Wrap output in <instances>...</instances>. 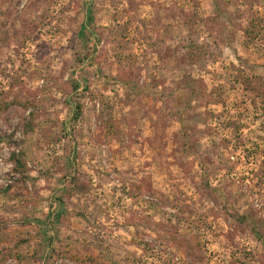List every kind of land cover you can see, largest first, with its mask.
I'll list each match as a JSON object with an SVG mask.
<instances>
[{"label":"rangeland","instance_id":"374dc122","mask_svg":"<svg viewBox=\"0 0 264 264\" xmlns=\"http://www.w3.org/2000/svg\"><path fill=\"white\" fill-rule=\"evenodd\" d=\"M0 264H264V0H0Z\"/></svg>","mask_w":264,"mask_h":264},{"label":"trees","instance_id":"16d2710c","mask_svg":"<svg viewBox=\"0 0 264 264\" xmlns=\"http://www.w3.org/2000/svg\"><path fill=\"white\" fill-rule=\"evenodd\" d=\"M81 31H84V28L82 27L81 28ZM30 121H26L24 124H23V127H22V132L23 134H27L31 131L32 129V126L30 125ZM9 161L12 163L13 165V168H12V171L16 174V173H21L22 172V169L25 168V164L23 162V154L22 153H16V152H12L9 156ZM58 217V216H57Z\"/></svg>","mask_w":264,"mask_h":264}]
</instances>
